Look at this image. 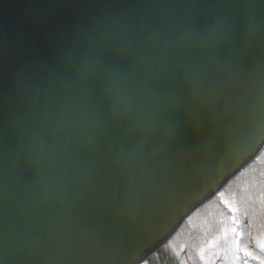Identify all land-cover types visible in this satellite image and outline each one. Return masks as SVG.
Wrapping results in <instances>:
<instances>
[{
    "label": "water",
    "instance_id": "water-1",
    "mask_svg": "<svg viewBox=\"0 0 264 264\" xmlns=\"http://www.w3.org/2000/svg\"><path fill=\"white\" fill-rule=\"evenodd\" d=\"M264 149V0H0V264H141Z\"/></svg>",
    "mask_w": 264,
    "mask_h": 264
},
{
    "label": "trees",
    "instance_id": "trees-1",
    "mask_svg": "<svg viewBox=\"0 0 264 264\" xmlns=\"http://www.w3.org/2000/svg\"><path fill=\"white\" fill-rule=\"evenodd\" d=\"M141 264H264V149Z\"/></svg>",
    "mask_w": 264,
    "mask_h": 264
}]
</instances>
